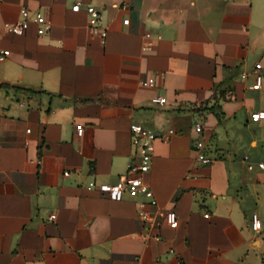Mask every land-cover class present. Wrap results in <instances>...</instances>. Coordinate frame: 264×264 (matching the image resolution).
<instances>
[{
  "label": "crops",
  "instance_id": "1",
  "mask_svg": "<svg viewBox=\"0 0 264 264\" xmlns=\"http://www.w3.org/2000/svg\"><path fill=\"white\" fill-rule=\"evenodd\" d=\"M23 8L49 33L9 32ZM0 49V264H264V0H0ZM256 63L259 89L240 76ZM131 124L174 129L142 175L155 205L87 187L124 177Z\"/></svg>",
  "mask_w": 264,
  "mask_h": 264
},
{
  "label": "built area",
  "instance_id": "2",
  "mask_svg": "<svg viewBox=\"0 0 264 264\" xmlns=\"http://www.w3.org/2000/svg\"><path fill=\"white\" fill-rule=\"evenodd\" d=\"M75 11L81 9L80 2H76L73 6ZM86 12L88 15V26L92 33L100 35L104 38L107 35V29L103 26V20L101 13L93 6H87ZM128 18L123 19V24H128ZM31 25L35 26V33L37 36H43L51 30L52 24L46 19V17L39 11H30L27 8H23L20 11L19 17L15 23L5 24V28L13 34H23L25 33ZM151 34L149 32L145 33V37L149 38ZM159 39L160 36L158 35ZM146 50H152L151 44H146L144 46ZM6 56V52L0 49V60ZM262 65L261 63H256L251 72L241 71L240 76L242 78H247L249 75L253 77V83L251 88L259 89L262 84V75L260 73ZM142 86L153 87L155 85V80L152 77L147 78L141 82ZM158 102H164V99H157ZM250 119L253 122H259L264 120V110L253 111L250 114ZM193 128L195 132L199 135L203 133V126L200 123H194ZM81 128H78V133H81ZM130 142L132 147L135 149L134 154L131 156L130 161L127 164L126 173L122 179L111 184H96L91 181L88 183V188L97 189L100 193L104 194L106 197L112 200H122L125 195L131 198H136L139 195L146 197L151 205H155L156 201L153 198V193L151 189L144 182L142 175L147 173L150 169L152 156L154 153V142L156 139L162 141H168L170 135L174 133V129L169 128L166 132L162 134H156L151 129H148L140 124H131L130 128ZM194 149L196 154V160L201 164L207 165L212 162V159L207 156L205 141L202 137L197 138L194 142ZM253 164H248L247 168L249 170L253 169ZM257 167L264 170V163L260 162ZM67 175V172L64 173ZM141 203V208L138 211V217L147 227L158 225L154 215L145 211ZM169 226L171 228H176L178 226V216L175 211H168L166 213H161ZM207 216V214H206ZM54 214L49 216V219H53ZM261 220L256 214L251 217L250 227L253 231H258L261 228Z\"/></svg>",
  "mask_w": 264,
  "mask_h": 264
},
{
  "label": "trees",
  "instance_id": "3",
  "mask_svg": "<svg viewBox=\"0 0 264 264\" xmlns=\"http://www.w3.org/2000/svg\"><path fill=\"white\" fill-rule=\"evenodd\" d=\"M6 87V86H5ZM25 92H28V90H25ZM212 110H214V108H211ZM215 111V110H214Z\"/></svg>",
  "mask_w": 264,
  "mask_h": 264
}]
</instances>
